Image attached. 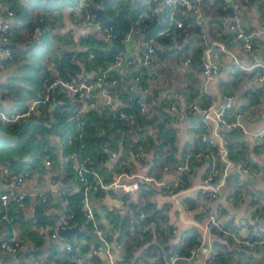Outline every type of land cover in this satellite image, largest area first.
Masks as SVG:
<instances>
[{
	"label": "crops",
	"instance_id": "0c3cea01",
	"mask_svg": "<svg viewBox=\"0 0 264 264\" xmlns=\"http://www.w3.org/2000/svg\"><path fill=\"white\" fill-rule=\"evenodd\" d=\"M7 1L13 6L14 0ZM101 1L20 0L21 3L28 4V10L33 9V18L32 20L24 19V14L17 10L10 17L13 24H17V35L13 38L15 59L0 72V82H11V85L3 91L5 95L2 102L5 108L10 110L26 108L30 101L41 97L45 93L44 88L47 82L44 83L41 91L34 87V81L37 78L36 64L40 63L43 66L41 70H46L48 77H52L59 72L57 61L54 60L57 58L60 62L64 53L72 51H80V55L73 56L72 60L77 67L67 68L69 76L94 78L100 71L106 70L109 74L116 72L119 81L112 83L108 78L105 90L112 93L118 104L122 106L131 104L132 94H138V90L134 88L133 80L135 79L130 76L135 69L124 65L117 68L112 65L113 58L119 49L123 53L128 50L134 58L141 56L144 37L135 30L132 37L129 40H122V43L118 40L105 39L96 27L86 21L83 14L85 7L90 9L93 5L105 7L104 2ZM224 1H226L224 3L226 11L219 13L213 11L219 9L220 2L204 0L208 16L207 36L212 41L218 40L214 42V51L211 56L213 60L218 59L221 62V73L217 80L206 81L202 70L205 59L203 52L199 58L195 59L190 51L192 59L185 67L182 66L181 61L188 55L185 54L188 50L166 47L165 51H158L153 63L155 67L153 84L157 100L151 112L156 115L160 125L165 128L173 127L175 131V139L164 147L165 157L176 156L181 161L186 156L183 154L184 151L195 150L196 152L201 149L204 155L193 164L192 172L184 173V184L174 192L159 191L150 195V199L156 202L160 213H165L166 220L160 217L156 219L149 212L146 230L164 228L167 239L153 241L155 244L159 243L158 250H165V243H167L174 245L177 251H183L182 249L185 250L186 247L184 245L186 238L195 239L203 235L204 213L197 211L195 199L201 196L200 187L204 173L214 163L219 175L218 195L213 204L222 215L223 226L226 223L229 224L225 226L234 229V232L243 239L253 242L247 244L228 234L227 236H231L229 247L225 246L222 258L214 262L208 259L211 246L216 240H222L223 236L212 230L206 237L199 259L197 261L184 259L183 264H264V201L260 205H255L256 201L264 198V139L258 142L253 134H245L239 128L227 129L214 120L208 127H202L200 130L197 126L201 120L199 114L190 115L185 111L187 105L193 101H197L202 106L214 101L219 106L227 101L228 95H231L232 106L228 108V115L232 119L237 116L236 107L242 105L244 111L241 117L250 129L255 130L264 126V93L257 90L252 81L257 69L253 57L245 49L243 41L232 31H228L221 37L216 34L218 20L224 15L232 16L227 7L236 0ZM166 12L167 8L160 2L155 7L153 15L162 17ZM106 13H108L107 10ZM243 16L248 29L259 27L260 22L264 20V0H250L249 6L243 11ZM31 35L34 41L38 38L39 46L33 47L28 43L27 39ZM255 41L263 45L264 34L257 36ZM97 49L106 51V57L101 60V63L93 61L91 65L88 64L89 56L87 57L85 52L89 53L90 50ZM124 73H127L129 77H125ZM11 79L13 81H10ZM13 84H20L27 89L16 90L12 87ZM29 88L37 91L34 92ZM203 89L206 90L205 94L200 96L199 91ZM27 90H30L29 93ZM61 92L54 88L51 93V102L36 106L35 119H41L43 123L51 125L54 118L53 109L57 104L55 93L64 95L70 101L73 100ZM104 94L105 92L99 89L96 103L88 106L87 111L92 115L104 114L105 117L113 113L112 107L104 102ZM169 97L176 100L177 108L174 112L168 109L167 98ZM64 100L65 98H61L59 101L64 104L66 103ZM20 102H24L26 106H18ZM61 109L68 108L64 106ZM110 123L112 124V121ZM101 132L103 140H87V150L91 162L98 167L103 181L110 183L121 172L129 174L147 172L152 166V151L144 156L143 160L135 157L131 152L128 140L136 136L134 130L117 127L112 131L103 129ZM203 133L208 136V139L202 137ZM53 136L59 138V135L53 134ZM105 139H108L110 146L107 150L102 148V142ZM72 142L70 139V145ZM52 144L57 152V158L47 155L43 157L38 168L28 170L29 175L21 187L26 192V197L21 203L13 205L15 218L6 220L0 217V264H36V258L41 259L40 264H112L111 259L114 255L117 256L118 264H134L136 259H139L141 264H147L148 262L146 263L139 255L146 250L148 244H138L139 239L133 234L135 215L138 208L142 210L141 204L147 200V196L138 197L139 189L126 192L121 188L116 189L110 186L93 192L92 205L96 211L98 223L107 231L108 250L103 248L101 252L95 251L100 244L93 241L90 233L94 229L85 220L83 211L78 214L82 222L74 220L71 222V224L80 223L82 228L80 236L74 233L71 237H51V226L36 219L35 205L43 203L44 210L54 218V228H56L59 219L66 214L65 196L67 193L81 190L71 162L64 157L65 151L61 142L54 138ZM113 151L116 153L113 154ZM215 153H218V156L213 160ZM47 157L51 159L50 164L45 162ZM175 162L176 160H172L163 165L161 170L159 169L162 179L171 182L178 177L179 171L176 169ZM128 164L132 171L125 168ZM8 173L10 172H7V166L4 162H0V181H3V175ZM122 178L132 179L129 176ZM142 181L154 186L149 181ZM43 195L47 196V202L42 200ZM132 203H140L138 204L140 206H134ZM173 228L177 229L174 238L171 234ZM130 230L131 232H128ZM159 234L163 238V233ZM11 236L22 241L20 250L13 254L1 248V242ZM224 240L227 241V238L224 237ZM66 242L75 246L78 260L66 258L67 254L68 257L70 255L65 246ZM118 242L121 245H118ZM126 253H129L128 258H125ZM148 257L153 258L152 255Z\"/></svg>",
	"mask_w": 264,
	"mask_h": 264
},
{
	"label": "built area",
	"instance_id": "2783aa9c",
	"mask_svg": "<svg viewBox=\"0 0 264 264\" xmlns=\"http://www.w3.org/2000/svg\"><path fill=\"white\" fill-rule=\"evenodd\" d=\"M93 2L95 0H87ZM146 3V7L140 12L138 18L133 17L132 14L126 13V17L130 21V28L127 30L124 37H120L119 31L113 25V22L105 23L94 17V13L90 7H85L84 16L86 21L96 27L97 31L107 39L112 41H117L120 38L122 40H129L135 30L139 31L141 28L138 26V21L142 17H151L153 15L154 9L158 6V3L162 2L167 8L166 12V23L160 29V34H172L174 27H181L185 24L186 19H190L199 30L200 35L203 40V55L204 65L203 73L206 76V81H214L218 79L221 73V62L216 59L211 58L212 52L214 51V42L210 40L207 36V13L204 6V0H143ZM121 0L115 1L113 4L119 5ZM250 0H236L233 2V13L232 16L224 15L218 20V25L216 28V34L218 37L223 36L228 31H232L238 38L243 41L245 49L254 59V64L257 67L255 74L253 75L254 87L264 93V43L263 45L257 43L255 39L257 36L264 34V20L260 22L259 27L255 29H248L244 21L243 11L249 6ZM15 14L14 8L8 3L7 0H0V72L4 70L12 61L15 59L13 38L17 35V24H13L10 17ZM28 43L33 44L34 37L31 35L28 37ZM216 44V43H215ZM142 55L134 58L131 57L127 60V66L138 70L134 74L133 79H135L138 84V97L137 102L141 112L146 113L154 109L156 105L157 95L155 93V86L153 82L154 70L153 65L156 56L158 54V43L153 38H144L142 40ZM95 54L90 53L93 57ZM207 57V59H206ZM125 56L122 50H117L113 58V66L120 67L123 65ZM192 56L186 55L182 61V66H188ZM110 78L112 83H117L118 78L114 73L109 74L106 70L100 71L96 74L94 78H87L84 76L72 75L68 78L60 76L58 73L53 75L52 81L46 84L45 93L41 97H36L29 102L26 108H15L14 110L7 109L3 106V92L0 90V117L4 121H13L25 117H35L37 116L36 106L41 103L51 102V93L56 84L59 85L60 91L65 93L67 96L76 100L78 105L73 113V118L76 121V128L72 133V141L76 140V146L71 147L64 154L67 161L71 162L78 181L80 183V189L82 192L80 206L82 207L85 220L92 225L93 229L98 232L101 237L107 240L106 229L98 223L96 211L92 205V194L94 191L108 188L113 186L114 188H121L126 192H134L139 189L141 181H149L154 186L157 187H170L169 189L175 190L184 184L182 181V175L184 173L189 174L193 170V164L199 161L203 155V149L196 151L194 153H187L186 156L178 162L176 169L179 171L178 177L175 180L167 181L162 179V177H157L154 174L146 172L137 173H125L121 172L111 181L107 183L103 181L99 173L98 167L95 166L91 161L88 154V148L86 144V124H87V108L92 103H96L97 91L105 92L104 102L111 106L113 109L118 110L121 116L128 117L129 123L134 122V115L128 113L126 110L119 108L118 103L114 100V96L108 90H105L106 80ZM206 90H200L199 95L203 96ZM165 96V95H164ZM232 96H227V101L217 106L214 101L208 103L205 106L200 105L197 101H193L187 105L186 112L188 114H201V120L197 123V126L208 127L212 121L225 126L227 129L239 128L245 134H253L254 138L260 142L264 139V126L257 128L255 130L250 129L249 126L243 121L241 115L244 111L242 105L236 107L237 116L232 119L228 115V108L232 106L231 103ZM168 109L174 112L177 108L176 100L172 97L167 98ZM202 137L208 139V136L203 133ZM103 150L110 148L108 140H104ZM113 154L116 151L112 152ZM133 155L136 157H144L145 154L142 152L141 145L135 146L132 150ZM218 153H220L218 151ZM218 153L213 154V160L216 159ZM47 164L51 163V159L47 157L45 160ZM29 175L28 170L21 172H10L3 175V181H0V217L6 220H13L15 218V213L13 212V205L21 203L25 197L26 192L21 188L23 183L26 181ZM218 169L214 163L211 164L210 168L204 173L202 177V183L200 187L201 196L196 197V209L198 212L204 213V233L199 236L196 241H194L189 247L188 251L184 253L178 252L176 249L171 250V254L168 258V264H183V260L197 261L201 255L202 246L205 243L207 235H210L213 228H220L225 234L232 235L236 240L243 241L245 243L251 244L253 241L249 239H243L234 232V229L227 228L223 226L222 215L216 210L213 201L218 195ZM123 176H129L132 179H123ZM264 176V172H263ZM6 185L3 187V185ZM67 193L64 200L67 204L66 214L63 215L57 224L71 225V218L74 216V212L70 210L69 198ZM42 200L47 202V196L43 195ZM264 201L262 198L255 202V205H260ZM139 213L140 217H148V212L141 210ZM57 227L51 230V237H60L61 235L57 231ZM148 224L143 225L142 229L146 230ZM177 232L176 228L171 231L172 238H174ZM107 242V241H106ZM108 245V242H107ZM118 245H121L118 242ZM22 246V241L14 236L5 238L1 242V248L6 251H11L16 253L20 250ZM67 251L70 253L69 257L73 260H78V256L75 253V246L72 243H65ZM109 248V246H108ZM107 248V250H108ZM103 249L102 245L95 248L96 252H101ZM219 253V248L214 245L211 246V250L208 255V259L216 262L217 255ZM153 258H149L151 261L159 259V254H153ZM112 264H118L117 256L111 259ZM41 259L36 258L35 263L40 264ZM198 264V263H195Z\"/></svg>",
	"mask_w": 264,
	"mask_h": 264
},
{
	"label": "trees",
	"instance_id": "16d2710c",
	"mask_svg": "<svg viewBox=\"0 0 264 264\" xmlns=\"http://www.w3.org/2000/svg\"><path fill=\"white\" fill-rule=\"evenodd\" d=\"M115 1L117 0H102L101 2H104V5L108 12L107 14L110 17L115 18V22H113V25L119 31L120 37H124L127 30L131 26L130 21L125 14L130 12L133 17L138 18L140 12L146 7V3H144L143 0H139L138 2L137 0H121L119 5H115L113 4ZM217 1L220 2L219 9L213 12H225L226 9H224V3L226 1ZM12 7L15 9V12L17 10V12L23 13L25 16L24 19L32 20L33 9L31 8L30 10H28V4L21 3L20 0H14ZM165 23L166 13H164L162 17H158L157 15H152L151 17H142L138 21V26H140L141 28L139 32L146 39L153 38L154 40H156L158 43V51L160 52L165 51L166 47H179L180 49L188 50V52L186 51L185 54L189 55L191 51L195 59L199 58L201 52L203 51L204 45L202 43L203 38L199 33L198 27L193 22H191L190 19H186L183 26L174 27L172 34H158L159 30L165 25ZM37 41L38 38H36V41H34L31 45L33 47L39 46V42ZM118 41L122 43L121 38ZM79 52H66L63 54L62 60L60 62L57 58L54 60L57 61V67L59 71L58 73L60 76L64 78L70 77L69 70L67 68H69L70 66L72 68L77 67V64L72 60V58L73 56L80 55ZM91 52L95 54L93 57L90 56ZM106 54V51L99 49L90 50L89 53L88 51L85 52V55L91 58L90 59L88 57V64L90 65L91 62L93 63V61H95V63H101V60L106 57ZM42 67L43 66L40 63H37L35 68L37 70L35 71L37 73V78H35L34 87L38 89V91H41L42 88H44V83H48L53 79V76L48 77L49 74L48 72L46 73V70H41ZM142 67L143 66L134 71L133 76L138 72V70H141ZM113 73L114 75H116V72ZM124 76L129 77L127 73H124ZM10 81H13V79H11ZM9 85H11V82H0V90L3 92L4 89H6V87H8ZM12 87L16 88V90L27 89V87L21 86L20 84H13ZM54 88L56 91L61 90L59 89L58 84H56ZM36 89L30 90L35 92L37 91ZM29 91L27 90L28 93ZM55 96L57 104L53 109L54 118L52 119L51 125L43 123L41 119H35L36 117H25L13 121H4L0 117V162H4V164L7 166V172H21L24 170L36 169V167L38 168L42 163L43 157L47 155L51 156L52 158H57V152L54 149V144H52L54 138L59 139L65 152L71 147L76 146V140H74L70 145V139L72 133L76 128V121L73 118V113L76 106L78 105V102L76 100L70 101L62 94L55 93ZM61 98H65L64 101H66V103H61L59 101ZM18 106L24 107L26 106V104L24 102H20L18 103ZM64 106H67L68 109L62 110L61 107ZM118 106L119 108L126 110L128 113L133 114L134 122L129 123L130 119L128 117L121 116L118 110H115L113 108H111L113 113L105 117L104 114H102L101 116H95L87 111L86 114L88 120L85 133L86 144L87 140L89 139H93L96 141L103 140L101 132L103 129L112 131L117 127H124L128 129L131 128L136 132V136L134 138H129L128 140V143L131 146V152L137 145H141L142 152L145 154V156L149 155V152L152 151V166L148 168L146 173H151L156 175L157 177H162L159 169L163 167V165L165 166L166 163H170V161L172 160H176L175 163L177 165L180 160L177 159L176 156L166 158L164 154V147L175 139L174 128H165L160 125L158 123L156 115L151 111L146 113L141 112L137 100L133 101L132 99L131 104L126 106L118 104ZM111 121L112 124L110 123ZM202 127L200 126L198 127V129L201 130ZM53 134L59 135V138L54 137ZM194 151L195 150L184 151L183 154L185 155L187 153H194ZM101 154H104V152H101ZM142 158L144 157H140V159ZM125 168H127L128 171H132L129 164L125 166ZM183 175L182 181H184ZM169 188L170 187L162 188L152 186L147 182L141 181L138 197L147 196V200L143 202V204H141L142 210L148 213L150 212V215H152L156 219L157 217H160L163 220H166L165 213H160L156 202L150 199V195L159 191L165 193H172L175 191ZM81 196V190L79 192L71 193L68 195L70 210L74 212V216L71 218V222H73V220L82 222V220L78 217V214L82 213L83 211L82 207L80 206ZM132 204L135 206L140 203ZM148 221L149 217L141 218L139 213L135 215V221L133 223V234L137 239H139L137 243L148 244L146 250L142 251L139 257L144 259L146 263L148 262L147 264H168V258L171 254V250L176 248H174V245L172 246L171 244L168 245L167 243H165V250H163L162 246L160 245L159 248H161L162 250H158L157 245L159 243H153L154 239H158V241H165L167 239V234L163 227H157L151 231L142 229L143 225H146ZM225 225L229 226V224L227 223ZM225 225L224 227H226ZM213 230L223 236L222 240H216V242L214 243V245L219 248V253L216 258L221 259L225 246L229 247L228 243L231 242V236H227L228 234H225L224 231L220 228H213ZM128 232H131V230ZM159 233H163V238L160 237L161 235ZM224 237L227 238V241L224 240ZM196 239L197 238L193 239V237H190L189 239L186 238L184 245L187 248L185 247V250L182 249L183 251L180 250L178 252L186 253L188 247L194 241H196ZM153 254H159V259L150 261L148 256ZM128 257L129 253H126L125 258ZM66 258L70 259V257H68V254ZM134 264H141L140 260L136 259L134 261Z\"/></svg>",
	"mask_w": 264,
	"mask_h": 264
},
{
	"label": "water",
	"instance_id": "95a60500",
	"mask_svg": "<svg viewBox=\"0 0 264 264\" xmlns=\"http://www.w3.org/2000/svg\"><path fill=\"white\" fill-rule=\"evenodd\" d=\"M91 10L94 13V17L96 19H98V20H100L102 22H105V23L115 22V18L110 17L106 13V9H105L104 6H100V5L95 6V5H93L91 7ZM227 10L232 14L233 13L232 5H229L227 7ZM124 56H125V59H124L123 65L127 66V60L131 57V53L128 50H125L124 51ZM130 76L133 78V73H130ZM133 82H134V88L136 90H138V84L136 83L135 80H133ZM119 87H120V83H119ZM137 97H138L137 93H133L132 94L133 101H136ZM199 117H201V114H199ZM140 211H141V208H138L137 212H140ZM34 216L36 217V219L39 222L47 223L48 225L51 226V229H53V226L55 224L54 218L50 217L48 215L47 211L44 210L43 203H37L35 205ZM57 231L63 237H71L74 233L77 236H80V233L82 232V228L80 226V223H75V224H71V225L59 224L58 227H57ZM90 235L93 237V239H94L93 241L96 244L102 245L104 250H107V248H108L107 242L101 237V235L98 232L93 230V231H91ZM10 253H12V252L10 251Z\"/></svg>",
	"mask_w": 264,
	"mask_h": 264
},
{
	"label": "rangeland",
	"instance_id": "374dc122",
	"mask_svg": "<svg viewBox=\"0 0 264 264\" xmlns=\"http://www.w3.org/2000/svg\"><path fill=\"white\" fill-rule=\"evenodd\" d=\"M28 118V117H27ZM105 140H108V139H105ZM135 156V155H134ZM136 157V156H135ZM137 158H140V157H137Z\"/></svg>",
	"mask_w": 264,
	"mask_h": 264
}]
</instances>
